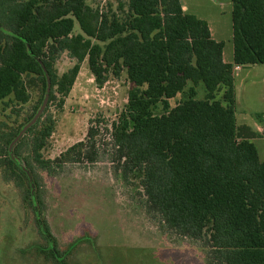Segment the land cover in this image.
I'll list each match as a JSON object with an SVG mask.
<instances>
[{
    "label": "trees",
    "instance_id": "trees-1",
    "mask_svg": "<svg viewBox=\"0 0 264 264\" xmlns=\"http://www.w3.org/2000/svg\"><path fill=\"white\" fill-rule=\"evenodd\" d=\"M231 21L233 59L225 63L223 42L180 0H125L105 12L86 0H0V101L26 104L38 90L27 124L49 87L42 114L17 142L26 125L0 133L1 163L26 183L46 242L35 250L44 261L69 264L76 243L60 252L38 218L33 165L51 171L95 163L99 154L96 119L82 141L54 160L42 158L54 128L49 104L70 92L87 60L98 87L123 70L132 85L124 109L104 128L105 145L123 181L137 182L146 213L161 230L196 244L205 264H264V161L251 141L255 134L236 124L234 90L236 67L264 65V0H231ZM75 24L80 34H73ZM64 52L75 65L59 76L54 64ZM188 82L186 98L170 108ZM159 105L164 112L156 115ZM22 146L28 157L21 158Z\"/></svg>",
    "mask_w": 264,
    "mask_h": 264
},
{
    "label": "rangeland",
    "instance_id": "rangeland-1",
    "mask_svg": "<svg viewBox=\"0 0 264 264\" xmlns=\"http://www.w3.org/2000/svg\"><path fill=\"white\" fill-rule=\"evenodd\" d=\"M124 1L86 0V3L105 12L107 5L116 10ZM180 1L186 14L207 23L213 40L223 42L222 60L232 63L231 0ZM80 33L75 24L73 34ZM74 65L75 60L64 52L56 59L54 68L60 76ZM236 71L237 123L243 125V119L258 122L262 115H257L264 111V65L245 66L235 74ZM191 86L188 82L182 93L170 99L169 107L185 99ZM131 87L124 70L118 77L107 74L106 82L98 87L84 60L70 92L64 98L55 95L56 100L50 102L54 128L42 151L43 159L54 160L82 141L89 122L96 119L102 120L100 124L93 123L100 128L97 138L100 148L95 163L65 164L51 171L33 165L34 206L38 218L44 222L60 252L76 243L68 256L69 264H205L196 244L161 230L158 222L146 213L137 182L123 181L116 171V162L112 163V150L105 145L109 140L104 128L124 109ZM195 89L196 99H203V86L199 84ZM30 92L26 104L12 98L0 101V133H10L28 124L40 94L38 90ZM221 96L222 91L216 93L217 100ZM163 112L159 105L154 113ZM254 145L260 160L264 161V132ZM19 150L21 158L28 157L25 146ZM1 160L0 157V264H49L35 250L44 247L46 242L39 234L33 206L25 197L26 183L12 174Z\"/></svg>",
    "mask_w": 264,
    "mask_h": 264
},
{
    "label": "crops",
    "instance_id": "crops-1",
    "mask_svg": "<svg viewBox=\"0 0 264 264\" xmlns=\"http://www.w3.org/2000/svg\"><path fill=\"white\" fill-rule=\"evenodd\" d=\"M183 8V11H184V7ZM210 30V29H209ZM211 33V31H210ZM224 62V61H223ZM226 63V62H225ZM242 69V67H238L237 71L235 72V74L240 71ZM235 77V76H234ZM236 104V102H235ZM236 106V105H235ZM261 113H264L261 112ZM252 114V113H251ZM235 119H236V111H235ZM262 120L258 121V122H255V121H251V122H248L247 119H243L241 120L243 122V125H238L237 123V119H236V124L237 126H244V127H247L249 128L254 134H255V138L252 139L251 141L255 144V140H258L260 139V135H261V132H264V115H262L261 117ZM258 154H259V151H258ZM260 155V154H259Z\"/></svg>",
    "mask_w": 264,
    "mask_h": 264
},
{
    "label": "water",
    "instance_id": "water-1",
    "mask_svg": "<svg viewBox=\"0 0 264 264\" xmlns=\"http://www.w3.org/2000/svg\"><path fill=\"white\" fill-rule=\"evenodd\" d=\"M48 92H49V87L47 88V94L45 96V99L40 107V109L38 110V112L36 113V115L33 117V119L31 120L30 123H28L25 127H23V129L20 131L19 135L16 137V140L27 130V128H29L41 115L42 111L44 110L47 98H48ZM16 140L14 142H16Z\"/></svg>",
    "mask_w": 264,
    "mask_h": 264
},
{
    "label": "built area",
    "instance_id": "built-area-1",
    "mask_svg": "<svg viewBox=\"0 0 264 264\" xmlns=\"http://www.w3.org/2000/svg\"><path fill=\"white\" fill-rule=\"evenodd\" d=\"M236 70L238 69V67L235 68Z\"/></svg>",
    "mask_w": 264,
    "mask_h": 264
}]
</instances>
